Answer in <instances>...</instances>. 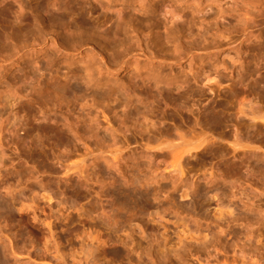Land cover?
Returning <instances> with one entry per match:
<instances>
[{"label":"rangeland","instance_id":"1","mask_svg":"<svg viewBox=\"0 0 264 264\" xmlns=\"http://www.w3.org/2000/svg\"><path fill=\"white\" fill-rule=\"evenodd\" d=\"M12 1L0 264H264V39L234 20L257 0Z\"/></svg>","mask_w":264,"mask_h":264},{"label":"bare ground","instance_id":"2","mask_svg":"<svg viewBox=\"0 0 264 264\" xmlns=\"http://www.w3.org/2000/svg\"><path fill=\"white\" fill-rule=\"evenodd\" d=\"M11 1V0H10ZM10 1H7V3H5L6 2V0H1L0 1V4L1 3H5V4H3V7H2V10L3 9H5V10H7V8H9L10 9V6L9 5H11L12 3L10 2ZM17 1V0H16ZM15 1V2H16ZM20 0H18L17 2H16V5H17V7L19 8V5H21L20 3L18 4V2H19ZM121 1V0H120ZM136 0H122L121 2H135ZM12 2H14V1H12ZM14 2V3H15ZM22 2V1H21ZM262 2H264V0H257V2H253L251 5H250V9L252 10V11H254V14L255 15H250L247 11L246 12H244V14H240V16H241V18L239 17V19H237V18H235L234 20H238V22L239 21H241L242 23V27H241V34H242V36L244 35V37H246L247 38V40H249V39H251V38H253V39H259L260 37H263L262 39H264V31H261L260 33H258L257 35H253L251 32H253V31H251L252 29H253V27L256 25V17L257 16H260V13H261V10H260V6H261V4H262ZM22 6V5H21ZM12 7H14V6H12ZM16 7V8H17ZM24 7V6H23ZM0 8H1V6H0ZM15 8V7H14ZM20 10H21V7H20ZM23 10V9H22ZM162 14H163V21L161 22V24L160 25H156V26H154L155 24H153V29L151 30V32L152 31H156V32H158V30H160V29H163L164 31H166L167 29H168V27L169 26H172V24H173V19L174 18H178V16L176 15V14H172L169 10H167V9H163L162 10ZM1 16H3V13H2V15H0V17ZM4 17H6L5 15H4ZM3 17V18H4ZM235 17V16H234ZM117 18H119L120 20H121V14L120 13H117ZM233 18V17H232ZM150 21V18H149V15H148V12L146 11V9H144V7H140V10H133V17L131 18V19H129L128 21H122L120 24H118V26H117V28H120V25H124V28H122V31H126V29H132L133 31L135 30V28L133 27V24H135L136 22H139V25H143V24H147L148 22ZM107 25V22L105 21L104 23H103V26H106ZM73 26V25H72ZM75 26V25H74ZM63 29H65V28H63ZM67 29V28H66ZM69 29V28H68ZM67 29V30H68ZM68 32V31H67ZM63 33H65V32H63ZM241 36V35H240ZM7 37H10V35L9 36H7ZM9 38H6L5 40H2V39H0V44L3 42H5V41H7ZM2 43V44H3ZM240 43V42H239ZM3 45H5V44H3ZM240 45H241V43H240ZM7 46V45H6ZM1 47H3L2 45H1ZM5 47V46H4ZM4 47H3V49H4ZM6 49V48H5ZM240 81V80H239ZM235 82V81H234ZM232 83V82H231ZM236 83V82H235ZM237 84V83H236ZM241 84V83H240ZM238 85V84H237ZM234 86V85H233ZM232 87V86H231ZM233 88V87H232ZM241 88V87H240ZM234 90V89H233ZM239 95H240V93H239ZM236 96V95H235ZM242 96V95H241ZM1 97V96H0ZM1 99V98H0ZM201 146V145H200ZM199 145H197V147L199 148L200 147ZM191 148H193V149H195V147L193 146V147H191ZM190 149V148H189ZM188 149V150H189ZM197 149V148H196ZM185 150V149H184ZM187 149L185 150V151H188ZM179 157V156H178ZM177 157V158H178ZM180 159V158H179ZM178 159V160H179ZM176 163V162H175ZM179 164V162L177 163V164H175L174 165V168L176 167L177 168V166H179L178 165ZM175 168V169H176ZM31 207V206H30ZM89 230V229H88ZM50 231V230H49ZM97 231V230H96ZM48 232V231H47ZM51 232V231H50ZM99 232V231H98ZM94 234V233H93ZM101 235V234H100ZM51 237V236H50ZM91 237V236H90ZM96 238V237H95ZM94 238V239H95ZM98 238V237H97ZM91 239V238H90ZM92 240V239H91ZM90 241V240H89ZM92 241H94V240H92ZM49 244L51 245L50 247L53 249V254L55 253L56 255V259H62V257H63V254H60V250H59V248H58V246H57V243L55 242V241H53V240H46L45 241V247H46V249L47 250H49L50 248H49ZM52 251V250H51Z\"/></svg>","mask_w":264,"mask_h":264}]
</instances>
